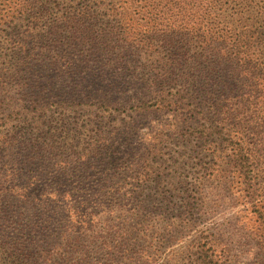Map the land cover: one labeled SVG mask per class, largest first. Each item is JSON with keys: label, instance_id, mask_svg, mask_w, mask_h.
Listing matches in <instances>:
<instances>
[{"label": "trees", "instance_id": "obj_1", "mask_svg": "<svg viewBox=\"0 0 264 264\" xmlns=\"http://www.w3.org/2000/svg\"><path fill=\"white\" fill-rule=\"evenodd\" d=\"M34 1L0 0V20L27 24L25 33L14 31L17 47L1 55L8 66L27 65L25 39L50 43L59 30L69 31L70 47H79L88 65L131 75L152 106L190 118L189 136L205 153L208 176L220 172L239 186L264 262V0H81L83 6L63 14L58 7L56 13L36 9ZM41 78L28 87L36 89ZM51 137L22 123L0 134V154L14 151L23 165L10 172V182L0 180V264H151L140 243L153 225L143 213L132 227L124 187L114 190L121 206L106 191L97 200L84 197L63 219L50 216L46 208L57 188L78 175L89 184L88 172L118 153L103 140L89 141L83 152L73 143L64 150ZM202 203L193 198L189 208ZM212 242L190 245L186 256L195 264H221Z\"/></svg>", "mask_w": 264, "mask_h": 264}, {"label": "rangeland", "instance_id": "obj_2", "mask_svg": "<svg viewBox=\"0 0 264 264\" xmlns=\"http://www.w3.org/2000/svg\"><path fill=\"white\" fill-rule=\"evenodd\" d=\"M83 4L81 0L34 1L36 9L49 7L56 13L58 7L62 14ZM0 21V104L4 110H0V134L18 130L22 123L30 131L41 127L64 150L73 143L83 152L89 141L103 140L109 150L115 144L118 151L115 161L109 164L108 156L103 169L88 172L94 177L89 184V179L78 175L57 188L46 208L50 216L63 219L77 202L97 200L106 191L121 206L122 199L114 190L124 187L130 197L126 204L132 227L144 220L136 219L143 213L149 215L145 223L153 225L147 240L140 243L153 257L151 264H195L192 256L190 260L186 256L187 249L206 241H213L221 264L264 263L258 239L251 235L253 220L237 192L239 186L228 185L220 172L208 176L205 153L189 136L190 118L152 106L146 87L131 75L99 68L100 64L88 65L80 48L70 47L69 31L59 30L60 38H51L50 43L23 38L27 65L8 66L9 59L1 55L17 47L14 31L25 33L27 24L12 17ZM39 75L38 87L29 88L31 80L38 83ZM35 107L44 110L32 116ZM22 167L14 151L0 154L1 181L10 182V172L16 174ZM193 198L203 201L198 210L189 208Z\"/></svg>", "mask_w": 264, "mask_h": 264}]
</instances>
